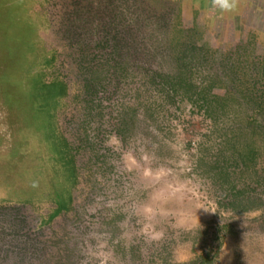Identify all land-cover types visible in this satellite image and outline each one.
Returning <instances> with one entry per match:
<instances>
[{"label":"rangeland","instance_id":"1","mask_svg":"<svg viewBox=\"0 0 264 264\" xmlns=\"http://www.w3.org/2000/svg\"><path fill=\"white\" fill-rule=\"evenodd\" d=\"M179 14L185 28L199 24L198 42L214 50L203 64L188 57L197 86L224 76L240 46L252 58L263 54L264 0H233L229 9L213 0H0V264H178L209 248L225 221L233 225L215 264H264L261 211L221 207V189L198 163L221 143L213 121L186 98L171 100L163 79L177 72L168 38ZM113 24L128 60L120 75L116 41L98 44ZM65 40L89 47L106 86L91 114L74 104L60 113L79 182L71 209L46 223L64 178L28 126L29 72ZM63 60L80 68L75 56ZM224 82L213 91L224 93ZM135 109L124 124L123 112Z\"/></svg>","mask_w":264,"mask_h":264},{"label":"trees","instance_id":"2","mask_svg":"<svg viewBox=\"0 0 264 264\" xmlns=\"http://www.w3.org/2000/svg\"><path fill=\"white\" fill-rule=\"evenodd\" d=\"M157 1L160 0H153ZM119 18V15H115L113 22ZM175 19L168 41L177 72L163 77L171 91L170 99L175 100V97L180 96L191 101L193 105L202 107L221 138L216 156L212 159L200 157L198 163L205 167V175L221 189L222 196L218 201L221 207L235 213L259 209L260 218L264 220V85H258L264 77V50L262 56L252 58L248 54L247 45L243 47L246 50L242 46L236 48L239 51L236 60L224 76L215 72L205 78L207 81L202 86H197L196 71L188 63V57L190 60L198 58L203 64L214 54H211L214 50L198 42L197 38L202 33L198 23L194 21L191 28H185L180 14ZM112 26V30L103 28L105 36L98 44L106 46L109 37L116 41L114 53L121 59L116 71L120 75L126 72L128 60L121 52L122 34L114 33L117 29H114V24ZM64 53L77 57L80 68L71 70L67 66V60H63ZM90 53L92 52L89 47L82 42L65 40L56 43L49 52L39 54L29 72L28 126L39 134L49 157L58 164L64 178L62 185L56 186L51 193L54 208L45 218L46 223L53 222L71 209L72 189L79 182L75 146L61 129L60 113L74 104L78 114H91L94 110V98L106 86V75L99 67L91 65ZM227 56L228 54L224 55L225 58ZM245 56L250 58L245 59ZM113 58L116 59L115 56ZM220 81L229 83L224 82V93L213 91ZM136 115V109L133 114L129 111L123 112L122 122L126 124L128 121H124L125 119L134 118ZM231 119L232 127L227 125ZM221 122L225 126L220 127ZM21 191L26 192L24 189ZM232 225L229 221L216 224L209 248L189 261L178 264H215L223 238L231 231Z\"/></svg>","mask_w":264,"mask_h":264},{"label":"clouds","instance_id":"3","mask_svg":"<svg viewBox=\"0 0 264 264\" xmlns=\"http://www.w3.org/2000/svg\"><path fill=\"white\" fill-rule=\"evenodd\" d=\"M213 3L222 9H229L233 6V0H213Z\"/></svg>","mask_w":264,"mask_h":264}]
</instances>
